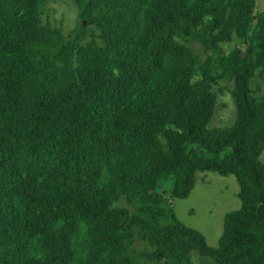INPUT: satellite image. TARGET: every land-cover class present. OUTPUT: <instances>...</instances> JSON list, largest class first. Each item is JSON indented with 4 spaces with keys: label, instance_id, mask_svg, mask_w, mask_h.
I'll list each match as a JSON object with an SVG mask.
<instances>
[{
    "label": "trees",
    "instance_id": "obj_1",
    "mask_svg": "<svg viewBox=\"0 0 264 264\" xmlns=\"http://www.w3.org/2000/svg\"><path fill=\"white\" fill-rule=\"evenodd\" d=\"M52 1L0 0V264H264L256 1ZM198 172L239 184L216 246L172 206Z\"/></svg>",
    "mask_w": 264,
    "mask_h": 264
},
{
    "label": "rangeland",
    "instance_id": "obj_2",
    "mask_svg": "<svg viewBox=\"0 0 264 264\" xmlns=\"http://www.w3.org/2000/svg\"><path fill=\"white\" fill-rule=\"evenodd\" d=\"M256 1V11H264V0ZM48 18L51 24L62 28L64 33L74 26L78 8L71 0H57L49 4ZM264 88V83L261 89ZM234 115V106L228 94H220L211 126L229 124ZM264 161V149L261 153ZM239 184L232 174L220 175L214 172H198L196 184L185 198H174L172 206L176 217L185 225L200 231L210 246H216L222 233L225 213L240 206L237 195ZM194 264H215L209 259L192 253Z\"/></svg>",
    "mask_w": 264,
    "mask_h": 264
},
{
    "label": "water",
    "instance_id": "obj_3",
    "mask_svg": "<svg viewBox=\"0 0 264 264\" xmlns=\"http://www.w3.org/2000/svg\"><path fill=\"white\" fill-rule=\"evenodd\" d=\"M84 24H85V21H84Z\"/></svg>",
    "mask_w": 264,
    "mask_h": 264
}]
</instances>
